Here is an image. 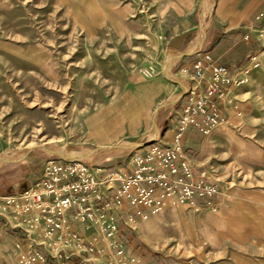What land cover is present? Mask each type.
Segmentation results:
<instances>
[{"label":"rangeland","instance_id":"rangeland-1","mask_svg":"<svg viewBox=\"0 0 264 264\" xmlns=\"http://www.w3.org/2000/svg\"><path fill=\"white\" fill-rule=\"evenodd\" d=\"M211 23L212 0H0V195L27 189L53 156L128 170L131 156L159 136V117L169 123L186 103L188 93L182 88L190 84L177 72L190 60L172 65V38L190 31L201 35ZM247 40V59L239 70H250L241 72L245 82L225 93L224 120L207 134L191 130L211 136L223 129L214 139L218 151L206 165L208 175L228 196L229 185L264 190V40L256 31ZM252 56L258 59L257 67L252 66ZM155 79L169 87L153 94L148 85ZM143 101L138 123L125 120L110 130L117 115L129 117ZM106 131L108 136L101 138ZM227 167L229 183L216 175ZM173 198L176 210L193 217L198 238L206 240L197 217L213 209L196 211ZM171 207L164 201L159 209L167 219L161 224L170 228L175 225ZM142 220L140 216L137 223ZM118 223L123 225V220ZM130 223L126 247L136 255L140 248L145 262L153 251L164 258L187 259L212 247L187 233L181 239L171 230L159 238ZM13 229L18 227L0 223V264H21Z\"/></svg>","mask_w":264,"mask_h":264},{"label":"built area","instance_id":"built-area-1","mask_svg":"<svg viewBox=\"0 0 264 264\" xmlns=\"http://www.w3.org/2000/svg\"><path fill=\"white\" fill-rule=\"evenodd\" d=\"M255 22L258 24L255 31L264 40V9L257 13ZM245 38H250L249 33ZM251 59L252 66L257 67V57ZM193 68L194 73L185 78L196 84L186 89L189 99L178 111L172 137H158L138 149L131 156L128 170H108L84 159L53 156L42 164L39 175L27 189L0 195V215L7 216L10 223H17L13 228L21 225L14 220L21 219L25 225L20 226L25 237L16 242L22 251L21 264H89L88 257L81 253H94L95 246L88 247L78 229H68L70 221L91 222L99 227L107 264H129L134 258L113 239L115 225L106 224L113 216L122 219L125 205L141 204L143 213L154 212L167 197L173 196L196 211L221 206L223 189L208 175L207 169L194 170L184 139L191 128L207 134L212 126L224 120L221 103L225 93L231 86L245 82L241 72L247 74L250 69L230 74L228 66L217 63L209 52L203 53ZM206 71L210 72V79L202 87L203 80H207L203 75ZM183 73L187 74V70ZM30 229L41 233L42 250L24 248L23 240ZM108 239L112 245H108L110 249L105 253ZM97 252L101 256L100 250Z\"/></svg>","mask_w":264,"mask_h":264},{"label":"crops","instance_id":"crops-1","mask_svg":"<svg viewBox=\"0 0 264 264\" xmlns=\"http://www.w3.org/2000/svg\"><path fill=\"white\" fill-rule=\"evenodd\" d=\"M263 9V0H212V23L203 34L199 35L197 31H190L183 35L175 34L172 38L171 48L175 51V57L177 56L175 58L176 61L172 65L175 66L181 60H190L180 64V69L177 73H180L184 77L189 76L190 73H194V62L205 52H212L217 63L227 65L230 74L240 73L239 69L244 66H240L239 64L242 63V60L245 61L247 59L248 40L245 38V35L248 33L249 35L253 34L255 27L258 25L255 22V16ZM188 50L191 52L186 53L185 51ZM184 70H187V74L185 75H183ZM203 75L207 79L202 82V87H205L210 79V72L206 71ZM186 82L190 85L196 84L194 80H187ZM149 86L153 94L160 93L169 87L158 79L150 81ZM182 89L186 90L185 88ZM184 98L186 99L185 102H187L189 95L184 96ZM222 104L223 102L221 103V108L222 106L226 107V105ZM183 105H180V107ZM176 117L177 114L172 117L169 123L166 122V118L160 120L159 117L157 124L158 137H164V139L172 137ZM191 130L194 129H189L185 135V148L192 157L194 170L200 172L207 169L206 164L210 159L213 160L211 156L217 150L214 146L215 135L219 137L224 132L222 129L211 136H205L199 131L193 133ZM225 133L230 132L225 131ZM189 142L192 145L188 146ZM192 146L194 149H190ZM213 167L215 168V166ZM219 170L216 171L217 179L229 183L228 176L230 172H228V167ZM233 179L237 180V182L247 181L240 178ZM226 189L231 190V195L228 196L225 192L221 196L220 201L221 206L224 205L223 207L219 210L200 212V216L197 217V219H201L199 232L204 231L207 237L206 240H203V238L199 239L197 235L195 242L200 241L202 244L204 242L203 245L209 244L212 246L211 250H208L206 253L204 252L203 255L196 253L195 258L187 259L164 258L157 255L156 251H153L155 253L150 252L148 256L144 257L146 262L149 264H264V190L248 189L241 185H229ZM227 198V202L224 203ZM139 212L143 213L140 205L133 207L125 205L123 218L118 219L123 220V225L118 223L117 216H113L106 223L109 226L115 225L113 239L115 242L121 244L124 249L126 248L125 251L128 256L134 258V261L129 264L145 263L141 259V254H139L140 248L136 250L138 254L136 255L130 248L126 247L127 245L124 241L125 237L127 239L131 238L132 234L130 235L129 227L132 226L130 222L138 221V218L141 216ZM202 215L203 217H201ZM1 216V225H8L10 223L8 217ZM188 217L194 220L193 217ZM10 224L11 226L17 225V223ZM20 226L25 225L21 222L18 230L13 229L12 231L13 237L19 240L21 239L20 237H25L23 228ZM68 229H78L80 235L86 239V245L88 247L91 245L95 246L94 253H81L84 258L88 257L89 264H107V257L102 253L103 248H105L101 239L102 232L96 224L70 221ZM174 234L180 235L177 229H175ZM42 241L41 233L36 229H30L28 237L23 240L24 248L42 250L44 248L40 244ZM97 250H100L101 256ZM77 264L80 263L78 262Z\"/></svg>","mask_w":264,"mask_h":264},{"label":"bare ground","instance_id":"bare-ground-1","mask_svg":"<svg viewBox=\"0 0 264 264\" xmlns=\"http://www.w3.org/2000/svg\"><path fill=\"white\" fill-rule=\"evenodd\" d=\"M138 107L135 109V113H130L129 117L127 115H117V118L113 120L110 123V130H115L118 129L119 127L122 126L123 121H131L132 123H138L141 116L143 115V109L145 108V101L141 102ZM121 125V126H120ZM156 131V130H155ZM107 132V133H106ZM102 132L101 138H106L108 136V132ZM67 158H72V157H67ZM173 196H169L165 200V204L168 206L171 204V210L169 211V216H171L173 222H175L174 227L170 226H165L162 225L161 222L163 221L164 223L167 221L166 219V214L162 213L163 210H157L152 212L153 214L151 215H143V220L141 223H137L133 221V223L137 226L138 229H147L148 231L156 234L159 238H164L168 232L170 233L171 230H177L179 231V236L182 239L185 234H189V236L192 237H197V232L194 229L193 223L191 219L187 216V214L179 212L176 210L175 202H174ZM172 212V213H171ZM203 224V223H202ZM140 227V228H139ZM174 232V231H173ZM150 237V236H149ZM149 239V238H148Z\"/></svg>","mask_w":264,"mask_h":264},{"label":"water","instance_id":"water-1","mask_svg":"<svg viewBox=\"0 0 264 264\" xmlns=\"http://www.w3.org/2000/svg\"><path fill=\"white\" fill-rule=\"evenodd\" d=\"M185 52H186V53H189V52H191V51L188 50V51H185ZM176 57H177V56H176ZM176 57H175V58H176ZM168 66H169V64H168ZM160 108H161V107H159L158 110H160ZM158 110H157V111H158ZM157 111H156V113H157ZM150 142H151V141H149V142H146V141H145L142 145L144 146V145H146V144H148V143H150ZM7 161H9V160L7 159ZM10 162H16V161H15V160H10Z\"/></svg>","mask_w":264,"mask_h":264},{"label":"trees","instance_id":"trees-1","mask_svg":"<svg viewBox=\"0 0 264 264\" xmlns=\"http://www.w3.org/2000/svg\"><path fill=\"white\" fill-rule=\"evenodd\" d=\"M22 190H24V189L22 188Z\"/></svg>","mask_w":264,"mask_h":264}]
</instances>
